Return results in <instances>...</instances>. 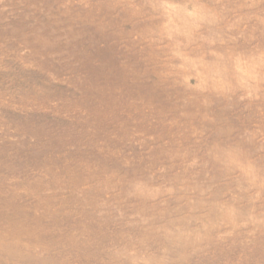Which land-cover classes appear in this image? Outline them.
<instances>
[{"label":"rangeland","instance_id":"obj_1","mask_svg":"<svg viewBox=\"0 0 264 264\" xmlns=\"http://www.w3.org/2000/svg\"><path fill=\"white\" fill-rule=\"evenodd\" d=\"M0 264H264V0H0Z\"/></svg>","mask_w":264,"mask_h":264}]
</instances>
